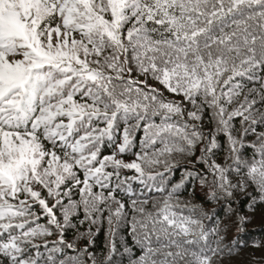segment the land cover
Instances as JSON below:
<instances>
[{
  "label": "snow or ice",
  "instance_id": "6c2138e0",
  "mask_svg": "<svg viewBox=\"0 0 264 264\" xmlns=\"http://www.w3.org/2000/svg\"><path fill=\"white\" fill-rule=\"evenodd\" d=\"M257 212L264 0H0V264H264Z\"/></svg>",
  "mask_w": 264,
  "mask_h": 264
},
{
  "label": "trees",
  "instance_id": "16d2710c",
  "mask_svg": "<svg viewBox=\"0 0 264 264\" xmlns=\"http://www.w3.org/2000/svg\"><path fill=\"white\" fill-rule=\"evenodd\" d=\"M260 213L257 212L255 214V219L253 220V226L252 224L249 225L250 229L256 230L257 233H259V230L261 229L262 226H264V221H259L256 217L259 215ZM256 221V222H255ZM252 254L250 251H245L243 253H241V255L237 258V264H245V262L251 258ZM259 254H256V257L258 258Z\"/></svg>",
  "mask_w": 264,
  "mask_h": 264
},
{
  "label": "rangeland",
  "instance_id": "374dc122",
  "mask_svg": "<svg viewBox=\"0 0 264 264\" xmlns=\"http://www.w3.org/2000/svg\"><path fill=\"white\" fill-rule=\"evenodd\" d=\"M259 221H264V220H262L261 219V216H260V214L256 217ZM256 222V221H255ZM252 226H253V222H252ZM259 254V253H258Z\"/></svg>",
  "mask_w": 264,
  "mask_h": 264
}]
</instances>
